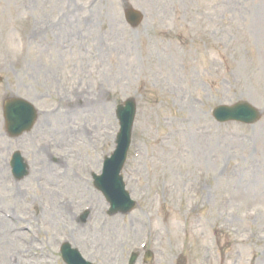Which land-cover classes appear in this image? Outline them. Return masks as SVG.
Returning a JSON list of instances; mask_svg holds the SVG:
<instances>
[{
    "label": "rangeland",
    "instance_id": "obj_1",
    "mask_svg": "<svg viewBox=\"0 0 264 264\" xmlns=\"http://www.w3.org/2000/svg\"><path fill=\"white\" fill-rule=\"evenodd\" d=\"M124 4L143 14L135 28ZM0 78V209L14 219L0 230V253L64 264L67 241L92 264H102L101 249L117 264L134 250L135 264H264V0H0ZM10 95L38 110L16 138L1 116ZM129 97L137 109L122 174L137 205L108 215L91 174L114 148V106ZM239 100L260 110L257 122L211 117ZM16 149L28 164L19 181L5 161ZM56 184L73 199L72 220L44 212L41 193ZM76 227L86 234H69Z\"/></svg>",
    "mask_w": 264,
    "mask_h": 264
},
{
    "label": "water",
    "instance_id": "obj_2",
    "mask_svg": "<svg viewBox=\"0 0 264 264\" xmlns=\"http://www.w3.org/2000/svg\"><path fill=\"white\" fill-rule=\"evenodd\" d=\"M129 12H130L129 13L130 20L132 24L134 25L138 22V20L140 19V16L138 15V13L132 10H130ZM13 102L16 105L12 106V109H9L6 112L7 118H8L7 126L9 130L17 129L18 131H16L14 134V135H17L23 130H28L31 127L32 123L34 122L35 115H34V110L29 107L30 114H31L30 119L25 124L21 123L23 119L22 116L25 114V112L21 110L19 111H16V110H17V107L27 109V105L25 104V102L20 101L18 99H14ZM117 114L119 115V118L121 120V131L118 135L119 152H117L113 156L112 158L113 161L111 162L109 167L112 168L110 169L112 170V182L116 185H119V187H121L120 179L117 177L115 171L119 168V165L122 162L121 158L129 143L130 124L134 116V107H133L132 101L131 100L126 101L124 106L119 105L117 108ZM213 115L217 120L237 119V120L248 122V123L254 122L259 117V114L257 113V111L252 109L250 105L244 102H238L232 106L220 105L213 110ZM14 168H15L14 170H15L16 176L19 177L21 176L20 172H24L25 164L22 162L19 163L18 160H16V163L14 164ZM97 180H99V178H97ZM106 183L107 182L105 181H101V182L98 181L97 185L102 190L105 191ZM106 193L108 197H111L112 194H110L109 191L106 190ZM115 194L118 195L122 200H125L127 197L126 193L122 191V188H117V192ZM133 205L134 203H132L130 207L123 206V211H128L131 207H133Z\"/></svg>",
    "mask_w": 264,
    "mask_h": 264
},
{
    "label": "bare ground",
    "instance_id": "obj_3",
    "mask_svg": "<svg viewBox=\"0 0 264 264\" xmlns=\"http://www.w3.org/2000/svg\"><path fill=\"white\" fill-rule=\"evenodd\" d=\"M95 97H96V94L92 93V95H91V97L89 99L92 100ZM51 132L54 135H56V131H51ZM46 144H50V142H48ZM65 156L68 158V154L67 153H66ZM87 170L88 169H83V171H81V173L84 174V173L87 172ZM77 178L80 180V182L82 181V177H77ZM77 178H75V180H78ZM78 185H79V183H77V182H76L75 185H70V183L69 184L68 183H65V186H68V188H70V189H74ZM62 188H64L62 185H59V186L57 184L56 185H52V186L51 185H48L47 189H48L49 192L48 193H45L46 195L44 193H41L43 197L46 196V198H48V200L45 201L46 206H44L43 209L45 208L44 212H47V211H50V210H52L54 208V209H56V211H53L55 214H58L60 212V213H62L64 215H66V216H70L71 217V220H72L73 214L70 213V207L73 205V201H71L73 199L69 196L68 193H58V190H60ZM72 194L75 195V193H72ZM53 195L56 196V200L55 201L52 200V196ZM48 207H52V208H50L49 210H46ZM98 208L99 207H97V211H98ZM50 213L51 212H49L48 215ZM97 216H98V214H97ZM99 220H100V217H99ZM63 221H67L66 218H63ZM10 222L11 223L14 222V219L12 217H10V216H7L6 212L4 210H1L0 209V230H1L2 233H4L5 226H7V223L9 224ZM96 222H98V221H96ZM65 224H67V225L64 226L65 229H68L69 226H70V224L67 223V222H65ZM9 229H11L12 233L14 234V235H12V238H18V231H20V229H21L20 226L12 224L9 227ZM81 229L82 230H80V228L76 227L72 231H69V234L70 233L71 234L72 233L73 234L85 233L84 232V227H82ZM102 232H103L102 229H100L99 230V233H98L100 238H101V233ZM19 235H22V234H19ZM30 235H31V232H30ZM108 238L109 239H107L105 241L106 242V247L108 249V243H111V247L113 248L114 245H115L114 243H115V238H116L114 232H111V234L109 232ZM99 241L100 240H98V239L95 241L97 243V245H93V246H95V248L96 247H99V249L101 248V246L99 244ZM24 244H27V245L31 246V249L33 248V244L31 242H24ZM0 245H8V243H6V242L3 241L2 236L0 237ZM27 250H29V248H27ZM101 251H102V249L99 251V253L97 252V254L99 255L98 256V259H100L102 261V264H117L116 263V259H113L111 257V255H110L111 253L109 252V249L107 250V252L105 253L104 256L102 255ZM24 254H25V251H21L20 253L16 254L17 255V258L14 257L13 255L7 257L5 251H3L2 253H0V264H5L7 262H19L20 264H34L31 261H29V260H23V262L22 261L20 262V259L23 258ZM39 256L41 258L45 257L43 252H40V255ZM103 257H105V258L103 259Z\"/></svg>",
    "mask_w": 264,
    "mask_h": 264
}]
</instances>
